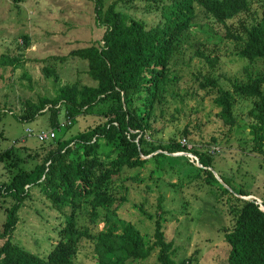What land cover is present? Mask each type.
I'll return each mask as SVG.
<instances>
[{
	"label": "trees",
	"instance_id": "obj_1",
	"mask_svg": "<svg viewBox=\"0 0 264 264\" xmlns=\"http://www.w3.org/2000/svg\"><path fill=\"white\" fill-rule=\"evenodd\" d=\"M101 1L93 0V19L101 29L99 38L70 51L85 60V72L93 84H60L51 96L41 95L36 101L24 99L21 110L12 114L17 121L28 124L48 105V128L33 130L27 125L23 130L25 137L45 142L43 149L36 150L39 157L29 152L21 159L14 156L16 173L8 182L0 183V195L12 200L0 227V264H75L73 257L81 239L92 243L96 264H127L132 260L139 264L152 254L156 264L194 261L192 257L178 261L172 258L171 242L164 237L160 194L154 215H147L152 219L150 240L115 212L127 199L126 188L117 192L116 178L143 181L138 176L139 168L148 166L146 177L154 181L163 174L175 151H191L193 161L200 164L193 166L191 174H185L187 181L201 177L205 185L215 186L236 204L231 211V227L223 233L225 263L264 264V195L257 201L242 198L251 193L221 176L227 187L219 183L209 169L212 156L206 149L187 148L172 137L166 141L153 138V125L164 112L165 101L184 100L185 95L176 92L174 86L180 77L182 54L192 49L198 61L207 65H192L194 71L189 72L196 84L194 91L211 96L217 119L229 132L239 127L234 111L236 103L243 101L246 110L241 120L251 142L249 151L264 156V71L252 75L245 70L244 79L226 78L229 84L223 87L219 76L211 71L217 56L210 55V50L205 53L200 47L194 49L190 39V28L196 26L201 14L219 27V39L233 43L238 58L246 63L260 59L264 64V0H138L142 2L140 7L132 0H112L104 5ZM118 2L128 4L130 9L138 7L141 13H152L155 21L147 25L141 17L120 9ZM18 61L0 56V64L16 66ZM44 68L48 77L57 80L51 69ZM99 105L98 111L104 117L101 123L63 136L75 116ZM173 108L177 111V105ZM66 119L69 123L60 125ZM48 130L52 131L50 137L38 139L39 131ZM181 135L188 141L187 126L182 127ZM125 170L129 174L122 176ZM178 179V184H185V179ZM149 183H144L145 189H150ZM31 187H38L63 219L56 231L57 239L45 256L25 250L12 239L18 209ZM82 213L94 230L79 223ZM194 264L199 263L195 260Z\"/></svg>",
	"mask_w": 264,
	"mask_h": 264
},
{
	"label": "rangeland",
	"instance_id": "obj_2",
	"mask_svg": "<svg viewBox=\"0 0 264 264\" xmlns=\"http://www.w3.org/2000/svg\"><path fill=\"white\" fill-rule=\"evenodd\" d=\"M110 1L101 2L104 5ZM132 1L138 2L139 7L142 4L138 0ZM117 6L134 17L146 20L147 25L155 21L152 13H141L138 7L130 9L128 4L121 5L119 2ZM93 16V0H0V56L19 58L16 66L0 64V183L8 182L16 173V165L12 163L14 156L21 159L26 155L25 152H29L38 158L36 150L43 149L45 144L33 137H25L23 130L27 125L33 130L48 128V105L41 109V114L33 122L27 124L12 116L21 110L22 101L26 98L36 101L41 95L51 96L64 83L75 81L78 85L93 84L85 72V60L70 53L99 38L101 29L96 26ZM190 30L194 49L200 47L205 53L210 50V55L217 56L211 71L213 75L219 76L218 82L223 87L229 84L226 78L244 79L245 70L252 75L264 71L262 60L246 63L238 58L234 54L233 43L219 39V27L201 14H198L196 26ZM23 39L26 41L25 46H22ZM192 52L189 49L182 54L180 77L174 86L176 92L185 95L184 100L180 102L176 98L165 101L164 112L153 125V138L166 141L172 137L187 148L198 151L206 149L212 156L209 169L219 183H222L220 176L227 182L231 180L229 184L233 182V185L241 186L251 193L242 198L259 200L264 195V156L249 151L251 142L241 120L246 105L243 101L236 103L234 112L239 127L229 132L228 127L217 119L211 96H204L198 89L194 91L196 84L189 71H194L192 65L204 68L207 65L198 61ZM60 56L64 57L60 59ZM44 67L51 69L57 75V80L48 77ZM175 105L177 111L173 108ZM99 107L95 106L91 112L75 116L73 123L65 128L63 136L101 123L104 117L98 111ZM184 126H187L190 134L188 141L181 135ZM193 156L191 151L171 153L163 174L151 182L146 177L148 166L139 168L138 176L143 181L129 178L121 180L118 176L114 186L117 192L126 188L127 199L117 206L115 212L150 240L152 219L147 215H154V204L160 194L165 218L164 237L171 242L172 258L178 261L192 257L199 264H226L227 248L223 233L231 227V211L236 204L215 186L205 185L201 177L187 181L185 174H191L193 166H200L193 161ZM22 164L20 162L19 166ZM126 174H129V170H125L122 176ZM178 178L185 179V184H178ZM144 183H149V190L145 189ZM11 202L9 197L0 195V227L4 212ZM62 220L38 187H31L28 197L18 209L12 239L25 250L45 256L57 239L56 231ZM79 223L91 230L95 229L89 225L85 213L79 217ZM97 227L100 228L101 223ZM194 261L185 263L194 264ZM73 262L96 264L89 240L79 241ZM127 264L135 262L132 260ZM139 264H156L155 254Z\"/></svg>",
	"mask_w": 264,
	"mask_h": 264
},
{
	"label": "built area",
	"instance_id": "obj_3",
	"mask_svg": "<svg viewBox=\"0 0 264 264\" xmlns=\"http://www.w3.org/2000/svg\"><path fill=\"white\" fill-rule=\"evenodd\" d=\"M64 123L68 124L69 123V119H66L64 121H62V123L60 125H63ZM30 129L29 128H26L25 131H29ZM52 135V131L51 130H48V131H39L37 133V137L38 139H45L47 137H50ZM183 144V141L181 142ZM210 152L212 153L213 152V148L210 149ZM257 201V200H256Z\"/></svg>",
	"mask_w": 264,
	"mask_h": 264
},
{
	"label": "clouds",
	"instance_id": "obj_4",
	"mask_svg": "<svg viewBox=\"0 0 264 264\" xmlns=\"http://www.w3.org/2000/svg\"><path fill=\"white\" fill-rule=\"evenodd\" d=\"M186 152V151H185Z\"/></svg>",
	"mask_w": 264,
	"mask_h": 264
}]
</instances>
